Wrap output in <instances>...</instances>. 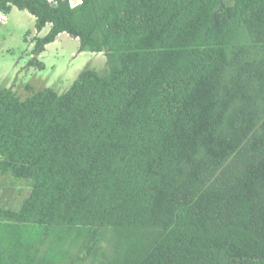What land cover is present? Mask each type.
Masks as SVG:
<instances>
[{
  "label": "trees",
  "instance_id": "trees-1",
  "mask_svg": "<svg viewBox=\"0 0 264 264\" xmlns=\"http://www.w3.org/2000/svg\"><path fill=\"white\" fill-rule=\"evenodd\" d=\"M103 53L0 89V264H264V0H0Z\"/></svg>",
  "mask_w": 264,
  "mask_h": 264
},
{
  "label": "rangeland",
  "instance_id": "rangeland-1",
  "mask_svg": "<svg viewBox=\"0 0 264 264\" xmlns=\"http://www.w3.org/2000/svg\"><path fill=\"white\" fill-rule=\"evenodd\" d=\"M48 31L49 27H45L37 33L33 16L24 10L11 8L7 22L0 24V89H12L21 99L29 96L25 89L27 86L32 91L50 88L62 94L83 69L102 73L107 68L103 53L79 52L78 40L65 33L46 45L39 54L37 60L42 65L41 69L29 66L34 38L43 37ZM26 193V183L0 176L1 201L16 204Z\"/></svg>",
  "mask_w": 264,
  "mask_h": 264
},
{
  "label": "built area",
  "instance_id": "built-area-1",
  "mask_svg": "<svg viewBox=\"0 0 264 264\" xmlns=\"http://www.w3.org/2000/svg\"><path fill=\"white\" fill-rule=\"evenodd\" d=\"M46 2L49 4H54L56 3V0H46ZM81 2L82 0H68V4L71 7L77 6ZM0 6H1V3H0ZM7 20H8V13L0 7V24H5Z\"/></svg>",
  "mask_w": 264,
  "mask_h": 264
},
{
  "label": "crops",
  "instance_id": "crops-1",
  "mask_svg": "<svg viewBox=\"0 0 264 264\" xmlns=\"http://www.w3.org/2000/svg\"><path fill=\"white\" fill-rule=\"evenodd\" d=\"M47 27H49V26H47Z\"/></svg>",
  "mask_w": 264,
  "mask_h": 264
}]
</instances>
